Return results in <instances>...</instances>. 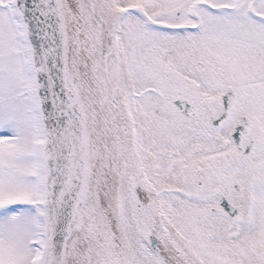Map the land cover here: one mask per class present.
Segmentation results:
<instances>
[{"label":"snow or ice","instance_id":"1","mask_svg":"<svg viewBox=\"0 0 264 264\" xmlns=\"http://www.w3.org/2000/svg\"><path fill=\"white\" fill-rule=\"evenodd\" d=\"M0 264H264V0H0Z\"/></svg>","mask_w":264,"mask_h":264}]
</instances>
